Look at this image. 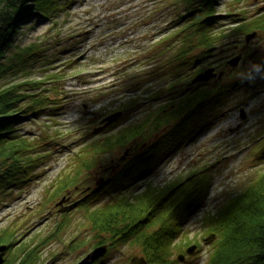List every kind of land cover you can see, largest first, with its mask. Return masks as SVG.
<instances>
[{"label":"rangeland","instance_id":"obj_1","mask_svg":"<svg viewBox=\"0 0 264 264\" xmlns=\"http://www.w3.org/2000/svg\"><path fill=\"white\" fill-rule=\"evenodd\" d=\"M183 2L70 0L52 17L35 20L32 13L18 29L12 51L20 54L16 66L21 70L0 77V89L29 80L26 88L34 90L21 93L35 94L44 89L37 80L51 73L60 77L49 83L45 79L49 92L43 94L48 95L50 108L37 118L28 114L17 126L19 133L40 141V149L50 152L28 184L0 195V244L7 246L2 264H16L17 257H26L25 264H75L104 236L92 228L84 207L89 201L97 205L110 200L116 194L111 189L116 175L130 180L129 193L139 194L148 186L162 189L169 180L191 173L206 174L202 187L207 190L182 223L172 257L184 255L177 264H206L215 239L204 220L206 213L226 203L227 195L256 179L264 167V30L235 29L264 15V0H216L212 27L226 38L188 69L171 65L163 70L179 42L168 38L182 26ZM252 31L256 35L245 42V34ZM239 54L240 60L231 66L227 60ZM209 67L221 75L207 82L243 77L249 82L234 87L205 130L140 174L145 166L138 155L150 138L143 145L140 136L121 141L122 131L160 106L175 107L179 92L202 85H192L193 71ZM25 68L28 76H23ZM183 75H188L184 78L188 82ZM21 105L26 106V100ZM118 110L120 116L99 130L102 119ZM134 157L138 158L128 162ZM130 167L133 174L125 171ZM93 195L97 196L92 200ZM104 243L108 251L101 264H130L133 256H143L137 244ZM191 245L196 247L189 254L186 249Z\"/></svg>","mask_w":264,"mask_h":264},{"label":"trees","instance_id":"obj_2","mask_svg":"<svg viewBox=\"0 0 264 264\" xmlns=\"http://www.w3.org/2000/svg\"><path fill=\"white\" fill-rule=\"evenodd\" d=\"M69 2L70 0H0V77L21 70L16 66L21 61L20 54L13 53L12 50L18 29L31 20L32 13L35 14V20L49 18L64 10ZM183 3L186 9L180 14L183 27L176 29L175 35L172 36L171 33L168 38L170 40L176 37V42H179L163 63V70L171 65H181L188 69L198 57L209 54L226 38L212 27L216 18V0H184ZM263 24L264 15L250 19L246 24L241 22L235 29L241 33L253 30L252 28L264 30ZM174 62L175 65L170 64ZM199 70L201 68L193 73ZM27 72L25 68L23 76H28ZM187 76L183 75V79ZM58 77V73H51L37 80L40 88L44 85V89L35 94L21 93L34 90L26 88L29 80L0 89L1 196L28 184L36 174L35 171L48 159L50 151L45 147L40 149V141L19 133L17 126L28 114L37 118L43 110L50 108L48 95L43 94L49 92L45 79L48 78L49 83ZM245 78L247 77L227 83L214 80L204 82L200 87L183 89L179 92L175 107L162 111L160 106L138 122L126 126L121 133V141L140 136L138 141L143 145L150 138L148 145L138 155L139 158L134 157L128 162L138 158L141 166H145L139 169L143 170L140 174L151 170L163 156L175 151L199 131L205 130L211 114H216L222 108L219 105L225 104L234 87L240 86L239 82H249ZM52 89H56V86ZM24 100L26 106L21 105ZM151 128L155 130L154 134L158 133L155 139L152 138L154 134H147ZM129 170L131 171V167L125 169L126 172ZM134 172L131 171V174ZM204 175L206 174L191 173L183 179L177 176L172 181L169 180L162 189L148 186L139 194H135L134 190L129 193L126 188L131 184L130 180L126 181L116 175V185L111 188L116 189V194L104 203L96 205L89 201L90 205L84 207L92 228L104 235L95 245L104 242H109L111 246H117V243L137 244L146 258V264H177L179 261L172 257L173 251L183 233L182 223L204 198L207 190L202 187ZM252 179L242 188L239 187V190L227 195L226 203L206 213L204 220L215 235L206 264H264V167L259 170L257 178ZM97 195H93L92 200ZM6 240L7 237L3 239L4 243L8 242ZM106 256L107 254L93 264H101ZM27 261L26 257L16 258V264H25Z\"/></svg>","mask_w":264,"mask_h":264},{"label":"water","instance_id":"obj_3","mask_svg":"<svg viewBox=\"0 0 264 264\" xmlns=\"http://www.w3.org/2000/svg\"><path fill=\"white\" fill-rule=\"evenodd\" d=\"M256 35V31H252V32H249V33H246L245 36H244V39H245V42H248L250 39H252L254 36ZM240 60V54L229 59L228 60V63L231 65V66H235L238 61ZM221 75V72L219 73H215L214 71V68L213 67H209V68H206L204 70H201L199 73H197L195 75V77L193 78L192 82H197V81H207L209 80L210 78L214 77V76H217V77H220ZM121 114V111L118 110L114 113H111L110 115H107L106 117H104L102 119V125L99 126V130L100 129H103L105 126L111 124L112 122H114ZM95 129V130H98ZM121 158H124V156H122ZM107 180H109L107 178ZM103 182V179H101L98 184H101ZM62 200H60L58 202V204H61ZM60 210H62L60 208ZM213 235L210 234L209 237H212ZM6 244H0V264L3 263V254H4V251L6 249ZM196 245H191L190 247H188L186 249V252L191 254L194 249H195ZM108 251V244L107 243H101V244H98L96 246H94L89 252H87L78 262H76L75 264H93L95 261L99 260L100 258L104 257L106 255ZM184 258V255L183 254H179L178 255V259L179 260H182ZM130 264H146L147 261H146V258L144 256H133L131 259H130Z\"/></svg>","mask_w":264,"mask_h":264},{"label":"flooded vegetation","instance_id":"obj_4","mask_svg":"<svg viewBox=\"0 0 264 264\" xmlns=\"http://www.w3.org/2000/svg\"><path fill=\"white\" fill-rule=\"evenodd\" d=\"M227 62H228V60H227ZM201 70H199V71H197L196 73H194V76L191 78V82H192V80H193V78L195 77V75L197 74V73H199ZM207 82V81H206ZM202 83H204V82H200V81H197V82H192V85H195V84H202ZM196 87H198V86H193V88H196ZM189 88V87H188ZM193 88H191V89H193ZM169 99H171V98H168V100Z\"/></svg>","mask_w":264,"mask_h":264}]
</instances>
